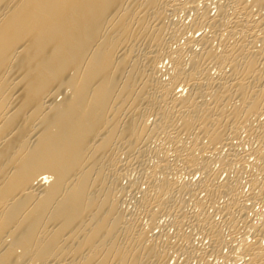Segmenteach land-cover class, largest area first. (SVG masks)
<instances>
[{
  "label": "bare ground",
  "instance_id": "bare-ground-1",
  "mask_svg": "<svg viewBox=\"0 0 264 264\" xmlns=\"http://www.w3.org/2000/svg\"><path fill=\"white\" fill-rule=\"evenodd\" d=\"M204 1L200 6L199 0H0V264H165V245L155 241L160 237L149 236L140 216L127 219V211L121 210V177L132 164L144 168L151 155L148 142L164 131L171 160L182 162L181 171L205 174L213 164L220 169L234 165L229 158L237 159L235 149L234 157L214 152L221 157L215 161L214 154L210 158L205 153L235 138L241 124L248 128L253 117L264 114V0ZM208 2L216 7L213 16ZM189 8L195 12L191 31L206 26L209 36L168 27L173 13ZM258 28L262 37L256 35ZM221 32L228 40L216 52L211 43ZM178 34L184 39L179 46ZM172 39L177 46H170ZM197 45L202 46L199 51ZM165 59L171 71L164 80L158 73ZM212 65L218 70L215 77L209 73ZM152 113L157 122L148 127L145 117ZM259 126L262 132L264 121ZM202 135L207 146H201ZM156 148L150 150L153 164L143 171H149L148 189L137 198L136 213L155 223L162 212L173 219L176 215L169 211L177 210L174 226L193 217L190 225L186 222L189 227L207 231L211 252L219 250L226 239L205 212L224 198L221 214L235 224L250 220L240 201L239 179L219 183L215 173L206 174L199 184L205 198L200 193L194 203L198 211L187 214L183 204L198 192L196 184L176 185L170 176L180 178L184 171L170 162L167 150ZM258 149L250 150L256 160L264 152ZM261 159L262 165L250 166L252 171L259 166L261 182L253 176L251 185L246 182L257 191L264 190ZM183 194L185 203L177 200ZM254 226L253 244L245 242L242 249L249 258L246 264H264V221ZM190 233L180 228L178 244L172 246L195 254Z\"/></svg>",
  "mask_w": 264,
  "mask_h": 264
},
{
  "label": "rangeland",
  "instance_id": "rangeland-1",
  "mask_svg": "<svg viewBox=\"0 0 264 264\" xmlns=\"http://www.w3.org/2000/svg\"><path fill=\"white\" fill-rule=\"evenodd\" d=\"M198 2V1H197ZM202 2H205L204 0H199V5L201 6L202 5ZM209 3V2H208ZM211 5V6H210ZM211 8H210V7ZM215 7V5L212 3V2H210L209 3V5L207 6V8H209L208 10L210 11H208V14L209 15H214V14H216V7ZM190 9V8H189ZM189 11H190V14H189ZM199 12H202V10L200 9V11ZM181 13V14H180ZM189 14V15H188ZM254 15H253V18L256 20L257 18H258V16L256 17L255 15L257 14V13H253ZM187 15V16H186ZM193 15L195 16V12L194 11H191V9L190 10H179L178 12H176L175 14L173 13L172 15H171V17L169 18V21H168V27L170 28V29H174V28H179V29H183L184 28V33H185V35L187 34V35H192V34H195L194 36L195 37H198L199 35H201V34H207L208 36L211 34L210 33V30H209V28L208 27H206V26H202L201 28H192V31H191V28H190V24L192 23V20L194 19V17H193ZM255 16V17H254ZM174 18V19H173ZM175 22V23H174ZM187 22V23H186ZM173 23H174V25H173ZM185 23H186V25H185ZM189 23V24H188ZM180 24V25H179ZM172 25V26H171ZM186 27H185V26ZM171 26V27H170ZM169 29V30H170ZM260 28H258L257 30H256V35H259V36H261V33H263L261 30H259ZM191 31V32H190ZM257 31H261V33L260 34H257V33H259V32H257ZM166 32H168V31H166ZM170 32V31H169ZM189 32V33H188ZM193 32V33H192ZM196 32H197V34H196ZM219 34H222L223 36H220ZM219 34H217L218 36H216L215 37V39H217V40H214L215 42V45H214V43H211V45L213 44V46H212V48L216 51V52H220L221 50L220 49H222V43L223 42H225V41H227L228 39H227V37H225V35H224V33H219ZM262 36H263V34H262ZM261 36V37H262ZM178 38H176V40L178 41V46L184 41V39L182 38V34H181V36H180V38H181V40H180V38H179V34H178V36H177ZM221 37V38H220ZM226 39H225V38ZM258 37V36H257ZM223 38V39H222ZM219 39V40H218ZM221 39V40H220ZM173 40V39H172ZM171 40V41H172ZM223 40V41H222ZM225 40V41H224ZM174 41L175 40H173V42L170 44V46L172 45H174V47H175V45L177 46V43L175 44L174 43ZM230 41V40H229ZM232 41V40H231ZM213 42V41H212ZM219 42V43H218ZM174 43V44H173ZM232 43V42H231ZM258 45V46H257ZM261 45H262V43H261ZM260 45V42L259 43H257L256 44V46L257 47H260L261 46ZM198 46V45H197ZM218 46V47H217ZM174 47H172V48H174ZM202 46H198V47H194L195 48V50L196 51H199L200 50V48H201ZM215 47V48H214ZM199 49V50H198ZM217 49H218V51H217ZM166 60V61H165ZM164 61H163V64H159V73H158V75H159V77H160V75L162 76L161 78L162 79H167L168 78V75H170V73H169V71H171V64H169L168 62L169 61H167V59H165ZM185 62L188 64L189 62H190V58H189V55H186V58H185ZM161 65V66H160ZM213 67H211L210 69H214V71H212V70H210V75L211 76H213V77H215V76H217L218 75V70H216L215 68V66L214 65H212ZM163 68V69H162ZM163 70V71H162ZM167 70V71H166ZM228 70H229V68H225V71H227L228 72ZM168 74H167V73ZM215 72V73H214ZM216 74V75H215ZM215 75V76H214ZM264 80V79H263ZM264 82V81H263ZM183 88H178V91L179 90H182ZM185 90V89H184ZM183 94L185 95L186 94V90L185 91H183ZM263 102H264V100H263ZM151 115V116H150ZM262 115V114H261ZM260 115V116H261ZM264 115V114H263ZM261 116L260 118H258L259 117V115L256 117V118H252V120H251V122H252V124H251V122H250V119H249V121L248 122H250V127H248L249 128V131H247V129L248 128H246L245 127V125L243 126V124H241L240 126H242L241 128H240V130L238 131L239 133L237 134V131L236 132H234V134L233 135H235L236 136V134H237V136L235 137V138H231V137H234V136H231L230 138L231 139H228V141L226 142V143H224V142H222L221 144H222V146L219 144H217V146H215L213 149L215 150H213L212 148H210L209 147V149H210V151H213V152H209V153H205L206 154V157H212V155L214 154V156H215V158H213L212 157V160H216V159H218V158H221V157H219V154H222V155H220V156H222V157H227L228 155H232L233 157L235 156V155H233V154H236V153H240L239 155L238 154H236L238 157H237V159H240V160H238L239 162H237V159H236V157H234V159H231V158H229V161H234V165H232L233 164V162H229L230 164V166L228 165H222L223 167H224V169L223 168H221L220 169V167H221V165H219V164H213V165H211V167L210 168H212L211 169V173H210V169H209V171H208V173L206 172L205 174L204 173H201V172H199V173H201V174H199L198 172L197 173H193V172H196V170H192L191 169V172H188V170L186 171V170H182V171H184V172H182L181 171V169L183 168V164H182V162L179 160V159H177V162H176V160L174 159V160H171L173 157H171V154H172V152L170 153V148H171V145H169L170 143L167 141V140H164V139H167L166 138V133L167 132H162L161 130V132L162 133H164V134H162V133H158L157 134V136L155 137V138H153L152 139V141H149L148 142V144H147V146H148V148L147 149H149V155L151 154L152 156H153V151H155L156 149H158V148H156V147H161L162 148V152H163V148L167 145L169 148H168V150H167V146H166V149L164 148V151L165 152H163V153H167L166 152V150L168 151V155L166 156L167 158H169L170 159V162L172 163V161H173V164L176 162L177 163V165H178V163H181L180 165H176V163L174 164L175 165V168H177L178 170H180V173L182 172L183 174H178L179 176H180V178H176V176H174L173 175V177H172V175L170 176L171 178H173L172 180L175 182V180L177 181V183L178 184H176V185H179L180 184V186L181 185H183L184 184V186H185V184H190L191 182H192V184H193V186H194V184H196V191H198V192H196V193H198L197 194V196H195V198L193 197L194 195H196V193H194L193 194V196H190V195H188V196H190L189 198L187 197V195L185 196L184 194L182 195V196H185L184 198L181 196V197H179L178 195V198H177V200L179 199L180 201H182V203L184 202L185 203V201H186V203L185 204H183V205H185L184 206V210H186V211H184L185 213H187V214H190V212H192L191 213V215L193 214V212L195 211H198V210H196V208H195V202L197 201V200H199L200 198L202 199V198H205V192H203V189L201 188V186H199V184H200V182L202 181V179L203 178H205L206 177V174H211V176H212V174H214V177L216 176V181L217 182H224L226 179H228V180H236V178H237V180L236 181H238V179H239V187H241L242 186V189L240 188V194L242 195H239L240 196V201H243L242 202V204L244 205L245 204V206H246V208H247V214H246V216H250V217H245L246 219H250V220H244V218L243 219H240V220H238V222H236V224L233 222V219H231V218H229V215H226L225 216V212H224V214H221V212H223V209H222V207H223V205L225 204V199L224 198H221V197H218V198H221L220 200L219 199H217L218 201H220V202H218L217 200H216V203H215V205H217L216 207L215 206H213V207H211L212 208V210L210 209V206L208 207V209H206L205 211V214L206 215H208L209 217H212L213 218V223L218 227V229L220 230V228H221V234L223 235L222 236V238H223V240L224 239H226V243H225V240L224 241H222L224 244H222L221 245V247L219 248V250H217V251H215L214 250V248L212 249V252H211V249L210 248H212V246H211V237H210V235H209V233L207 234V231L205 232L204 231V229L203 228H201V227H198V231L200 232H198V231H196V229L195 228H197V227H195V228H191V226L189 227V225L191 224L189 221H191L192 219L191 218H193V217H191L190 219H189V221H186V222H183L182 223V225H180V226H177V225H175L174 226V224L176 223V220L178 219L177 217H178V215H177V210L175 211V210H172V211H169V212H173V213H171V216L173 217V215H176V217H173V219L170 217V215L169 216H166L167 214H170V213H168V212H164V214L165 215H162L163 214V212H162V214H160V215H158L157 217H156V219H155V223H152V225H151V223H150V221L147 219V218H145V215H143V214H141V215H139L138 213H136V210H137V208H135L136 206H137V198L140 200L141 198H142V196H143V191L144 192H146L147 190L146 189H148V186H147V184H146V180H147V177H146V174L149 172L148 170L146 171L147 173H143V171H145L146 169H148L149 167H148V164H150V162H151V164L150 165H152L153 164V162H154V158L151 160V158H152V156L150 155V156H148L147 157V163H146V161H145V164H144V168H142L141 169V167L140 168H137L136 167V165H134V164H132V166H129V168H127V171H128V173H127V171H125V173H124V175L125 176H123V178L121 177V180L119 181V183H120V186H122V189L124 188V190H123V192H125V193H117V195H118V198H120V202L121 203H123V204H121L122 206H121V208H123V209H121L123 212H125L126 213V211H127V215H129L128 217H127V215L125 214V216H126V218L128 219V218H133V217H131L132 215L133 216H140V217H138V219L141 221V220H143V221H141V224L143 223V226H145L146 225V228L148 227V229H150V230H148L149 231V234L150 233H152V234H150L149 236H152V237H154L155 239L156 238H158L157 236H159L160 237V239L158 238V239H156L155 241L159 244V245H165V255L168 253V255H166L165 256V264H182V262H183V264H184V260L186 261L188 258H190V259H188L187 260V262H185V264L187 263V264H211V262H212V264H246V262L248 261V256H247V254L244 252V246H243V244L244 245H250L251 243L253 244V240H254V231L253 230H255L254 228L256 227V226H254L255 224H257L258 226L257 227H259L262 223H263V219H264V190H261V191H257V190H259V189H256V188H254V189H251L252 187H249V180L248 179H251L252 178V176H253V178L254 179H256L257 180V178H258V180H259V182H261V174H260V171L258 172V169H259V166H260V164L262 165V162H263V160L261 159V157L263 158L264 157V152L262 151L263 149H264V130L262 131V132H260L259 131V125L261 124V122L263 123V121H264V116ZM149 116V117H148ZM152 116H156V119H155V117H152ZM146 118H148V120H145L148 124H146L148 127H151V125H153V123H154V125H155V123L157 122V115L155 114V113H152V114H147V116L145 117V119ZM257 119V120H256ZM156 121V122H155ZM259 121V122H258ZM257 122V123H256ZM259 123V124H258ZM258 124V125H257ZM177 126H179V123L178 124H176ZM254 126V127H253ZM258 129H257V128ZM256 132V135H254L255 133L253 132V130ZM257 130H258V132H260L259 134L260 135H258V132H257ZM159 131V132H160ZM198 131H200V130H198ZM195 132H197V130H195ZM246 133V134H245ZM253 133V134H252ZM261 133H263V135H261ZM161 134L163 135V136H161ZM245 135H247V136H245ZM256 136V137H254V136ZM201 136V135H200ZM245 136V137H244ZM252 136H253V138H252ZM159 137V138H158ZM202 137H204L203 135H202ZM261 137H263V138H261L262 139V141H261V143H259L260 142V138ZM257 138V139H256ZM161 139H163L162 141H161ZM251 139H253V140H251ZM231 140V141H230ZM157 143H156V142ZM159 141V142H158ZM188 141H190V140H188ZM204 142L205 144H203L202 142ZM230 141V142H229ZM257 141V142H256ZM233 143V145H230V144H228V143ZM242 142H243V144H242ZM256 142V143H255ZM152 143V144H151ZM200 143H201V146H207V139H205V137L203 138V139H200ZM231 143V144H232ZM240 143V144H239ZM255 143V144H254ZM225 144H227V146L225 145ZM250 145V146H248V145ZM258 144H260V146L258 145ZM162 145H164V147L162 146ZM224 145V146H223ZM229 145L231 146V148L229 147ZM238 145V146H237ZM243 145V146H242ZM247 145V146H246ZM257 145V146H256ZM262 145V146H261ZM152 146V147H151ZM226 146V147H225ZM150 147V148H149ZM220 147L221 148H223V150L221 149L220 150ZM234 147V148H233ZM260 147V149H258ZM156 148V149H155ZM246 148V149H245ZM251 148V149H250ZM252 148H253V150H252ZM262 148V149H261ZM170 149V150H169ZM209 149L207 150V151H209ZM234 149L236 150V153H235V151H234ZM237 149H238V151H237ZM256 149H258V150H260V151H262V155L260 156V158L259 159H257L256 160V157L255 156H253V151H255ZM150 150L152 151V152H150ZM221 152H220V151ZM233 150V151H232ZM245 150H247V151H245ZM249 150V151H248ZM253 152H251V151ZM219 151V152H218ZM231 153H230V152ZM242 151V152H241ZM257 151V150H256ZM219 153V154H216L215 155V153ZM229 152V153H228ZM234 152V153H233ZM247 152V154L245 155V153ZM233 153V154H232ZM248 153H249V155L251 156H249L248 155ZM208 154H210L211 156H209ZM242 154H243V156H242ZM230 155V156H231ZM169 156V157H168ZM205 156V155H204ZM217 156H218V158H217ZM240 156H242V159H244L243 157L245 156V159L244 160H247V161H244L243 160V163H242V159H241V157ZM248 156V157H247ZM232 157V158H233ZM250 158V159H249ZM149 160H151V161H149ZM179 160V161H178ZM262 161V162H261ZM246 162V163H245ZM261 162V163H260ZM241 163L242 164H246V165H248V168H246V165H241ZM248 163V164H247ZM251 163V164H250ZM255 163V164H254ZM256 163L259 165H257V166H255V168H254V170L252 171V169L253 168H251L250 166H252V165H256ZM135 167H134V166ZM147 166V167H146ZM180 166V167H179ZM243 166H245L244 168H243ZM146 167V168H145ZM179 167V168H178ZM182 167V168H181ZM219 167V168H218ZM227 167V168H226ZM229 167H230V170H229ZM133 168H135V169H132ZM225 168L227 169V170H225ZM138 169V170H137ZM218 169H220L219 171H218ZM257 169V170H256ZM141 170V171H140ZM212 170L214 171V172H212ZM248 170H249V173H248ZM190 171V170H189ZM193 171V172H192ZM218 171V172H217ZM250 171H251V173H250ZM256 171V173H254ZM186 173V174H185ZM252 173H254V174H256V176L253 174L252 175ZM204 174V175H203ZM209 174V175H210ZM217 174V175H216ZM234 174V175H233ZM178 175H177V177H178ZM144 176L146 177V179L144 178ZM196 176V177H195ZM213 177V178H214ZM241 177V178H240ZM251 177V178H250ZM127 178V179H126ZM143 178V179H142ZM193 178V179H192ZM202 178V179H201ZM215 179V178H214ZM223 179V180H222ZM241 179V180H240ZM201 180V181H200ZM233 180V181H234ZM257 180V181H258ZM132 181H135V182H137V185L134 183L133 184V182ZM179 181V182H178ZM128 182V183H127ZM130 182V183H129ZM249 183V184H247V183ZM176 183V182H175ZM197 183H198V187H197ZM130 184L131 185H133V187H134V189L132 190V191H135L134 193L133 192H131V186H130ZM188 184L186 185V186H188ZM191 184V185H192ZM127 185H128V187H127ZM134 185H136V186H134ZM251 185V184H250ZM124 186V187H123ZM147 186V187H146ZM125 187H127V188H125ZM130 187V188H129ZM128 188H129V190H128ZM127 189V190H126ZM201 191H200V190ZM256 189V190H255ZM127 191L129 192V195H128V193H127ZM141 191V192H140ZM255 191V192H254ZM256 191H257V193L258 194H260V195H258L257 194V196H256ZM140 192V193H139ZM260 192V193H259ZM133 193V194H132ZM200 193H201V196H200ZM121 194V195H120ZM126 194V195H125ZM247 194H248V196H247ZM250 194V195H249ZM251 194H252V196H251ZM254 194H255V196H254ZM124 195V196H123ZM123 196V197H122ZM135 196H136V200L134 199L135 198ZM199 196H200V198H199ZM250 196V197H249ZM254 196V197H253ZM258 196L260 197V198H258ZM186 197H187V199H186ZM241 197H243V198H241ZM247 197H249V198H247ZM256 197H257V199H256ZM183 198V199H182ZM247 198V202H246V199ZM254 198V199H253ZM262 198H263V201H262ZM122 199V200H121ZM124 199V200H123ZM186 199V200H185ZM192 199V200H191ZM224 199V200H223ZM248 199H249V201H248ZM259 199H261V201L259 200ZM185 200V201H184ZM253 202H252V201ZM256 200V201H255ZM124 201V202H123ZM136 203H135V202ZM188 201V202H187ZM190 201V202H189ZM223 201V202H222ZM259 201V202H258ZM263 202V203H262ZM135 203V204H134ZM190 203V204H189ZM220 205H219V204ZM221 203H222V205H221ZM248 203V204H247ZM129 204V205H128ZM187 204V205H186ZM194 205V207H193V205ZM136 205V206H135ZM218 205L219 206H221V209H220V207H218ZM188 206V207H187ZM252 208H250V207ZM218 207V209H214V208H217ZM249 207V208H248ZM128 208V209H127ZM193 208V209H192ZM194 208H195V210H194ZM188 209V210H187ZM211 211H210V210ZM126 210V211H125ZM216 210V211H215ZM217 210L219 211L220 210V212L218 213L217 212ZM249 210H251V211H249ZM135 212L134 214H132V213H130V212ZM213 211H215V212H213ZM138 212V211H137ZM177 212V213H176ZM194 212V213H195ZM249 212V213H248ZM176 213V214H175ZM263 213V214H262ZM137 214V215H136ZM210 214V215H209ZM217 214V215H216ZM143 218H142V217ZM161 216V217H160ZM213 216H215V217H213ZM263 216V217H262ZM147 217V216H146ZM224 217H226V219L227 218H229V219H231L230 221L229 220H227L229 223H227V221L225 222L224 221ZM232 217V216H231ZM142 218V219H141ZM161 218V219H160ZM212 218H211V220H212ZM214 218H215V221L216 222H214ZM146 219L148 220V222L146 221ZM176 219V220H175ZM225 219V220H226ZM162 220V221H161ZM173 221L175 222L174 224H173ZM243 221H245V222H243ZM247 221H249V223H250V221H252V223L254 224H250V225H252V227L251 226H249L248 227V222ZM258 221V222H257ZM262 221V222H261ZM144 222H146V223H144ZM164 222V223H163ZM247 222V223H246ZM261 222V224H259ZM147 223H149L150 225H151V227L150 226H148L149 224H147ZM187 225H186V224ZM230 223H232V224H230ZM233 223H234V225H233ZM183 224H184V226H183ZM219 224V225H218ZM226 224V225H225ZM241 224H244V225H241ZM231 225H233L234 226V228L232 229V228H230V226ZM237 225V226H236ZM157 226H160V227H157ZM220 226V227H219ZM236 226V227H235ZM244 226V227H243ZM241 227V228H240ZM156 228V229H155ZM177 228H178V230L181 228L183 231H187L188 233L189 232H191L190 233V235H191V237H192V242H194L193 243V247H194V250H193V252L196 254V256H194L195 254H193V255H188V250H185L184 248L182 249V248H180L179 250H178V248L176 247V246H172V243H173V245H175V244H178V240H176L177 239V237H176V233L178 232V230H177ZM235 228H236V232H234L235 231ZM248 228V229H247ZM251 228L253 229L252 231H251ZM188 229V230H187ZM232 229V230H231ZM156 230V231H155ZM190 230V231H189ZM193 230V231H192ZM231 230V231H230ZM239 230V231H238ZM204 233H203V232ZM241 231V232H240ZM246 231V232H245ZM244 232V233H243ZM252 232V233H251ZM156 233V234H155ZM193 233V234H192ZM199 233V234H198ZM207 234V236H206V234ZM224 233V234H223ZM234 233V234H233ZM158 234H160V235H158ZM201 234V235H200ZM246 234V235H245ZM167 235V236H166ZM175 235V236H174ZM229 235H231V236H229ZM237 235V236H236ZM253 235V236H252ZM172 236V237H171ZM253 237V239H252V237ZM172 238V239H171ZM193 238H194V240H193ZM200 238V239H199ZM210 239V240H209ZM209 240V241H208ZM161 241H163V243H161ZM177 241V242H176ZM196 241V242H195ZM229 241V242H228ZM253 241V242H252ZM234 242V243H233ZM169 243V244H168ZM228 243V244H227ZM262 243H264V242H262ZM207 246H206V245ZM210 244V245H209ZM224 245V246H223ZM227 245V246H226ZM264 245V244H263ZM168 246H169V248H170V250H169V248H168ZM195 246H197V249H196V247ZM205 246V247H204ZM239 246V247H238ZM177 248V250L178 251H181V252H178L177 250H176V248ZM203 247H204V249H203ZM175 248V249H174ZM208 248L210 249V253L212 254L213 253V257L211 256V254L208 252ZM243 248V249H242ZM242 249V250H241ZM175 250V251H174ZM185 250V251H184ZM197 250V251H196ZM207 250V251H206ZM214 250V251H213ZM173 251V252H172ZM177 251V252H176ZM183 251V252H182ZM200 251V252H199ZM201 251H203V252H201ZM231 251V252H230ZM234 251V252H233ZM243 251V253H244V255H243V253L241 254V252ZM176 252V253H175ZM185 252V254H187V255H185V256H187L186 258L187 259H185L184 257V255H183V253ZM221 252V253H220ZM239 252H240V255H239ZM200 253H202L201 255H199ZM204 253V254H203ZM207 253H209V255H210V257H209V255L207 254ZM214 253H215V257H214ZM228 254V255H227ZM178 255V256H177ZM197 255H198V257H197ZM208 255V256H207ZM219 255V256H218ZM233 255V256H232ZM235 255V256H234ZM241 255H243V257H241V258H239V256H241ZM190 256V257H189ZM230 256V257H229ZM232 256V257H231ZM245 256V257H244ZM195 257H197V258H195ZM199 257H202V258H199ZM204 257V258H203ZM206 257V258H205ZM208 257V258H207ZM220 257V258H219ZM236 257V258H235ZM166 258H167V261H166ZM245 260H244V259ZM200 259H202L201 261H200ZM240 259H242V260H240ZM209 260V261H208ZM236 260V261H235ZM214 261V262H213ZM244 261V262H243Z\"/></svg>",
  "mask_w": 264,
  "mask_h": 264
},
{
  "label": "built area",
  "instance_id": "built-area-1",
  "mask_svg": "<svg viewBox=\"0 0 264 264\" xmlns=\"http://www.w3.org/2000/svg\"><path fill=\"white\" fill-rule=\"evenodd\" d=\"M196 177V176H195Z\"/></svg>",
  "mask_w": 264,
  "mask_h": 264
}]
</instances>
